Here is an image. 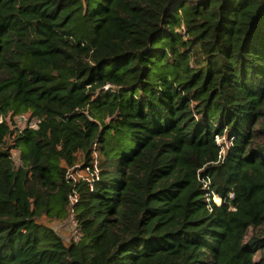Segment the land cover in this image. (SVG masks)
Listing matches in <instances>:
<instances>
[{"label":"trees","instance_id":"trees-1","mask_svg":"<svg viewBox=\"0 0 264 264\" xmlns=\"http://www.w3.org/2000/svg\"><path fill=\"white\" fill-rule=\"evenodd\" d=\"M263 222L264 0H0V264H264Z\"/></svg>","mask_w":264,"mask_h":264},{"label":"rangeland","instance_id":"rangeland-1","mask_svg":"<svg viewBox=\"0 0 264 264\" xmlns=\"http://www.w3.org/2000/svg\"><path fill=\"white\" fill-rule=\"evenodd\" d=\"M15 122H16V125L20 129H23L29 122V116L27 114L22 115V116L19 115L15 118ZM217 140L219 142H224V144H226V146L230 145L229 140L224 139V137H218ZM223 152H225V149H223ZM13 154H14V159H15L16 163L19 164L20 163L19 151L14 150ZM71 171L72 170L70 169L69 172H71ZM71 175H72V173H70V176ZM74 175L76 177L77 176H84V175H86V172L78 170L76 173H74ZM214 200L216 202H221V199L217 194H214ZM52 226L67 241L75 239L79 234L77 224L75 222V218H74V215L72 212H68L64 218L53 219ZM256 238H261V239L264 238V222L259 226L251 227L249 232H248V235L246 237V240L247 241L248 240H256ZM254 251L256 252L254 255V259L257 260V259H259L260 255H261V251H258V250L256 251V249H254Z\"/></svg>","mask_w":264,"mask_h":264},{"label":"built area","instance_id":"built-area-1","mask_svg":"<svg viewBox=\"0 0 264 264\" xmlns=\"http://www.w3.org/2000/svg\"><path fill=\"white\" fill-rule=\"evenodd\" d=\"M22 115H25V114H22ZM22 115H21V116H22ZM28 123H29V122H28ZM34 125H35V124H33V122H32V123H31V126H34ZM207 185H208V184H206V186H207ZM76 238H77V237H76ZM76 238H75V239H76Z\"/></svg>","mask_w":264,"mask_h":264},{"label":"bare ground","instance_id":"bare-ground-1","mask_svg":"<svg viewBox=\"0 0 264 264\" xmlns=\"http://www.w3.org/2000/svg\"><path fill=\"white\" fill-rule=\"evenodd\" d=\"M220 201V200H219Z\"/></svg>","mask_w":264,"mask_h":264}]
</instances>
